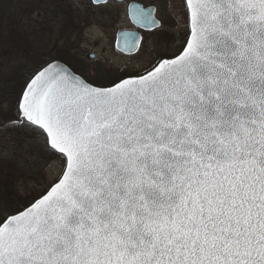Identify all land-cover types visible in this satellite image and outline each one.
I'll use <instances>...</instances> for the list:
<instances>
[{
    "label": "snow or ice",
    "instance_id": "snow-or-ice-1",
    "mask_svg": "<svg viewBox=\"0 0 264 264\" xmlns=\"http://www.w3.org/2000/svg\"><path fill=\"white\" fill-rule=\"evenodd\" d=\"M175 15L131 12L149 36ZM178 15L183 38L143 72L96 83L49 57L0 96L12 155L61 164L28 204L0 201V264H264V0Z\"/></svg>",
    "mask_w": 264,
    "mask_h": 264
},
{
    "label": "rangeland",
    "instance_id": "rangeland-1",
    "mask_svg": "<svg viewBox=\"0 0 264 264\" xmlns=\"http://www.w3.org/2000/svg\"><path fill=\"white\" fill-rule=\"evenodd\" d=\"M127 3L128 0L106 4L80 0L77 7L75 0H4L0 5V96L14 100L31 68L49 57L73 65L80 62L87 68L82 72L94 82V73L106 78L104 83H110L143 72L164 45L156 35H148L137 54L117 56L116 45L112 44L114 34L131 26ZM182 3L183 0H167L170 9L177 13L169 18V23H180V27L168 29L173 35L184 33L183 20L178 15ZM91 52L94 58H90ZM13 139L16 137L9 131L0 130V201L15 211L58 175L61 164L51 161L45 167L36 161L32 168L20 163L12 155Z\"/></svg>",
    "mask_w": 264,
    "mask_h": 264
},
{
    "label": "flooded vegetation",
    "instance_id": "flooded-vegetation-1",
    "mask_svg": "<svg viewBox=\"0 0 264 264\" xmlns=\"http://www.w3.org/2000/svg\"><path fill=\"white\" fill-rule=\"evenodd\" d=\"M90 1L92 2V0H90ZM110 1L111 0H106L105 2H102V3H99V4H106V3L110 2ZM113 1H116L118 3H123L126 0H113ZM161 2H162V0H128L127 7H126V14H127L128 21H129L131 26L120 28L114 34L112 44L116 45L117 49L116 50L114 49V50H115V53L117 54V56L120 55V56H123V57H125V56L128 57V55L137 54L140 51V49H141L144 41L146 40L147 36L149 35L147 30L139 28L132 21V18L130 17V7L133 6L134 8H137V7L149 8V7L153 6V5H156L157 7H159L161 5ZM166 2H167V0H166ZM157 15H159V12L157 13ZM125 32L138 33L141 36L142 40H141V47H140L139 50H133L131 52H128V51H124V50L120 49L117 46L118 40H121V46L122 47L124 46L122 33H125ZM173 37H180L181 39L183 38V36H181V33L180 34L178 33L177 35L176 34L173 35L169 30H168V35L167 36H157V38L160 40V43H162L164 45L163 46L164 48L162 49V51H160V52L155 54L154 60L151 61V63H153L155 61V59L160 54H162V53H171L172 51H174L175 46L179 43V40H173L172 39ZM89 56H90V58H94L95 54L93 52H91V53H89ZM68 63L70 64V62H68ZM151 63H149L146 67H148ZM70 65L73 68L77 69V70L87 71L86 66L82 65L80 62H78V63L76 62L74 65L73 64H70ZM144 69L141 70V71H144ZM83 73L85 74V72H83ZM85 76H86V74H85ZM93 76H94L95 81L97 83L107 82L106 78L102 79V77H98V76H100L99 74H98V76H96L95 73H94ZM86 77L89 78L88 76H86ZM89 79L91 80V78H89ZM98 81H100V82H98Z\"/></svg>",
    "mask_w": 264,
    "mask_h": 264
},
{
    "label": "water",
    "instance_id": "water-1",
    "mask_svg": "<svg viewBox=\"0 0 264 264\" xmlns=\"http://www.w3.org/2000/svg\"><path fill=\"white\" fill-rule=\"evenodd\" d=\"M106 0H100L99 3L105 2ZM93 2V0H92ZM94 3V2H93ZM99 3H94V4H99ZM135 8L133 6L130 7V17H131V12L134 10ZM117 46L123 50V47L121 46V40H118Z\"/></svg>",
    "mask_w": 264,
    "mask_h": 264
}]
</instances>
